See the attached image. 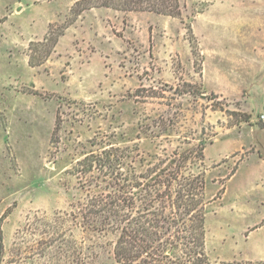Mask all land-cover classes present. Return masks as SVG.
I'll return each instance as SVG.
<instances>
[{"label":"rangeland","instance_id":"rangeland-1","mask_svg":"<svg viewBox=\"0 0 264 264\" xmlns=\"http://www.w3.org/2000/svg\"><path fill=\"white\" fill-rule=\"evenodd\" d=\"M75 1L0 0L1 264H74L45 217L83 196L74 167L107 143L137 144L148 163L205 146L210 259L264 264L253 259L264 235L248 239L264 220V0H180L183 22L98 6L43 58L38 41L73 16ZM183 28L191 47L179 41ZM204 62L210 87L230 98L205 85ZM73 234L96 264H117L116 234Z\"/></svg>","mask_w":264,"mask_h":264},{"label":"trees","instance_id":"trees-1","mask_svg":"<svg viewBox=\"0 0 264 264\" xmlns=\"http://www.w3.org/2000/svg\"><path fill=\"white\" fill-rule=\"evenodd\" d=\"M98 6L182 18L180 0H76L70 9L73 16L63 25L51 22L43 40L38 41L48 47L43 58L51 55L61 36L85 10ZM187 28L194 35L192 26ZM30 62L37 65L43 59L36 64L30 55ZM250 117L244 113L240 121ZM205 159L202 145L188 150L178 147L148 163L137 144L107 143L87 153L74 167L83 196L74 200L70 209L56 212L50 219L45 217L44 225L56 233L52 241L60 242L65 254L71 252L74 264H96L92 245L86 246L74 236L77 229L116 234L117 264H213L206 246L209 201ZM222 185L216 198L226 191L225 183ZM2 251L0 226V264Z\"/></svg>","mask_w":264,"mask_h":264},{"label":"crops","instance_id":"crops-1","mask_svg":"<svg viewBox=\"0 0 264 264\" xmlns=\"http://www.w3.org/2000/svg\"><path fill=\"white\" fill-rule=\"evenodd\" d=\"M94 9H96L95 7L94 8H91V9H88V10H85L81 15H80V18L81 17H84L85 15H87V14H90V12L92 11V10H94ZM143 14H145V16L147 17L148 16V13H152V12H142ZM203 13H205L204 11H202V12H199V14H198V16H200L201 14H203ZM144 16V15H143ZM167 18H169L168 20H172V21H179V22H182V20H180V19H178V18H176V17H172V16H167ZM183 24V23H182ZM75 25V23L74 24H72L68 29H67V31L69 30V29H71L72 28V26H74ZM192 29H193V31L195 32L196 31V27L194 26V28H193V24H192ZM67 31H66V33H67ZM197 32V31H196ZM66 33L63 35V36H61V38H60V40L66 35ZM196 34V33H195ZM179 36V41L180 42H182V44H184L186 47H191V44H190V42L188 41V39L186 38V36H185V32H184V28L182 29V31H181V34L180 35H178ZM197 36V35H196ZM197 38H200V43L202 44V39H201V37L199 36H197ZM60 40H59V42H60ZM58 42V43H59ZM203 47V46H202ZM189 51H190V53L192 54L193 52H192V50L191 49H189ZM205 51V50H204ZM203 66H204V68L202 69L203 70V75H204V82H205V85L206 86H208L209 88H211L215 93H217V94H220L222 97L224 96V97H229L228 95H227V92L226 91H224L223 89H221V88H217V87H215V88H212V87H210V84H208V77H207V71H206V69H205V62L203 63ZM230 98V97H229ZM253 147H254V150H252V154L253 153H257V152H260V150H259V148H258V146H256V144H253L252 145ZM254 151V152H253ZM262 232V235H264V220L261 222V223H259L258 225H256V227L255 228H253L252 229V231H251V233L248 235V239H250V238H252V236H253V234L254 233H258V232ZM254 238H257V237H254ZM262 251H264V248L263 247H261V246H259V245H255V257L253 258V259H257V260H262V259H264V258H262L263 256H262Z\"/></svg>","mask_w":264,"mask_h":264},{"label":"built area","instance_id":"built-area-1","mask_svg":"<svg viewBox=\"0 0 264 264\" xmlns=\"http://www.w3.org/2000/svg\"><path fill=\"white\" fill-rule=\"evenodd\" d=\"M260 119H261L262 121H264V113H261V114H260Z\"/></svg>","mask_w":264,"mask_h":264}]
</instances>
